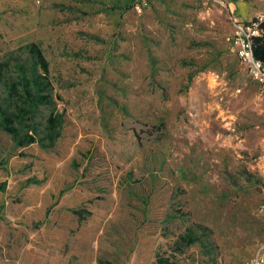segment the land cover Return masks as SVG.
I'll return each instance as SVG.
<instances>
[{
    "label": "rangeland",
    "instance_id": "1",
    "mask_svg": "<svg viewBox=\"0 0 264 264\" xmlns=\"http://www.w3.org/2000/svg\"><path fill=\"white\" fill-rule=\"evenodd\" d=\"M257 13L264 0H0V113L23 105L33 44L66 109L54 143L56 104L29 122L35 144L0 126V264L264 258V89L234 38Z\"/></svg>",
    "mask_w": 264,
    "mask_h": 264
},
{
    "label": "trees",
    "instance_id": "2",
    "mask_svg": "<svg viewBox=\"0 0 264 264\" xmlns=\"http://www.w3.org/2000/svg\"><path fill=\"white\" fill-rule=\"evenodd\" d=\"M258 23L259 36L252 38V48L256 59L264 63V20H253ZM28 51L32 58L30 68L20 67V75L18 87H22L23 93L20 95L23 105L19 107L18 114L15 119L8 116L4 112L0 113L1 124L3 130L12 136L13 140L19 147H26L38 142V134L35 129L30 127L29 122L34 118L42 106H52L56 104V110L52 112L48 119L49 132L48 139L54 143L57 129L66 113L65 106L60 101H56L49 93L50 83L47 75L49 72L48 63L45 60L41 49L36 45L28 47ZM43 72V74L40 73ZM192 80V78L190 79ZM31 130L35 134L31 135ZM79 215L78 211H75ZM159 264H167V261L159 259Z\"/></svg>",
    "mask_w": 264,
    "mask_h": 264
},
{
    "label": "built area",
    "instance_id": "3",
    "mask_svg": "<svg viewBox=\"0 0 264 264\" xmlns=\"http://www.w3.org/2000/svg\"><path fill=\"white\" fill-rule=\"evenodd\" d=\"M258 20L263 21L264 18ZM259 35L258 23L252 22L247 26L239 27L234 38L238 61L247 70L251 79L264 89V63L255 58L252 48V38ZM262 204L264 208V189ZM252 264H264L262 254L257 255Z\"/></svg>",
    "mask_w": 264,
    "mask_h": 264
},
{
    "label": "crops",
    "instance_id": "4",
    "mask_svg": "<svg viewBox=\"0 0 264 264\" xmlns=\"http://www.w3.org/2000/svg\"><path fill=\"white\" fill-rule=\"evenodd\" d=\"M255 17H256L257 19H259V18H264V17H259V16H258V13L255 15Z\"/></svg>",
    "mask_w": 264,
    "mask_h": 264
}]
</instances>
